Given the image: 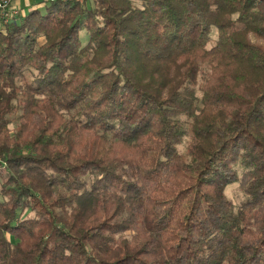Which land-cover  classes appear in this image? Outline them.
Masks as SVG:
<instances>
[{"label":"trees","instance_id":"1","mask_svg":"<svg viewBox=\"0 0 264 264\" xmlns=\"http://www.w3.org/2000/svg\"><path fill=\"white\" fill-rule=\"evenodd\" d=\"M88 2L1 17L0 264H264V0Z\"/></svg>","mask_w":264,"mask_h":264},{"label":"rangeland","instance_id":"2","mask_svg":"<svg viewBox=\"0 0 264 264\" xmlns=\"http://www.w3.org/2000/svg\"><path fill=\"white\" fill-rule=\"evenodd\" d=\"M22 1H24V0H22ZM38 1H40V0H33V2H32L31 5L26 6V7L24 6L23 9L25 10V13H26L28 10H30L32 6H34V7H35V6H38V7L43 6V5H37V4H39ZM91 1H92V0H89L88 4L91 3ZM19 3H20V2H19ZM20 5H21V4H20ZM21 6H22V5H21ZM34 7H32V8H34ZM41 8H43V7H41ZM0 25H1V17H0ZM85 36H86V35H84V33H83V36H82V37L84 38ZM214 37H216V31L214 32ZM11 126H12L13 130L19 128V123H18V120H17L16 118H14V122L12 123ZM188 143H189V142H188ZM188 143H185V144H183V145L180 146V148H181V150H182L183 152L186 151V147H187V144H188ZM226 194H227L228 198L231 199V200L233 201V203H234V205H235L236 207L240 204V202H241V201L244 199V197H245L244 192L242 191V188H241L239 182H235V183L230 184V185L226 188Z\"/></svg>","mask_w":264,"mask_h":264},{"label":"built area","instance_id":"3","mask_svg":"<svg viewBox=\"0 0 264 264\" xmlns=\"http://www.w3.org/2000/svg\"><path fill=\"white\" fill-rule=\"evenodd\" d=\"M20 0H0V17L5 21L11 20L20 14H25V10L19 3ZM55 0H40L38 5H46V3L53 2ZM74 1L77 3H83L85 0H63Z\"/></svg>","mask_w":264,"mask_h":264},{"label":"crops","instance_id":"4","mask_svg":"<svg viewBox=\"0 0 264 264\" xmlns=\"http://www.w3.org/2000/svg\"><path fill=\"white\" fill-rule=\"evenodd\" d=\"M19 2L22 5V7L24 8V6L26 7V6H29L30 4H32L33 0H24V1L20 0Z\"/></svg>","mask_w":264,"mask_h":264}]
</instances>
